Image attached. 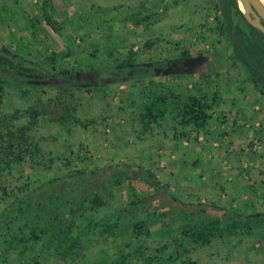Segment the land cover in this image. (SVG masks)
Returning a JSON list of instances; mask_svg holds the SVG:
<instances>
[{
  "label": "rangeland",
  "instance_id": "374dc122",
  "mask_svg": "<svg viewBox=\"0 0 264 264\" xmlns=\"http://www.w3.org/2000/svg\"><path fill=\"white\" fill-rule=\"evenodd\" d=\"M220 5L221 0H0V56L47 79L61 68L86 67L89 61L116 64L129 57L138 65L156 60L171 64L160 74L123 80L112 78L116 69L97 73L102 82L90 92L71 85H3L0 264H32L29 251L8 250L1 241L6 226L2 212L9 196L35 186L41 192L46 180L77 168L104 176L120 172L119 183L90 187L111 211L137 202L123 220L145 210V234L133 240L131 230L121 228L114 239L98 236L96 242H88L81 257L46 264H105L119 247L126 251L129 238L133 247L144 246L141 253L133 252V261L144 256L145 264H264V93L254 89L234 64L227 41L212 32ZM237 7L242 10L238 2ZM46 15L56 21L57 32L45 23ZM231 16L234 25L247 30L237 13ZM94 49L96 56H87ZM184 51L198 57L196 62L182 58ZM53 53L66 67L56 62L52 68L47 56ZM150 89L181 96L205 92L213 104L206 127H186L184 135L173 136L172 130L181 128L168 114L146 122L140 90ZM37 97L46 103L59 99L71 121L62 126L40 117L25 132L23 146L29 152L9 163L14 150L6 134L28 123L25 110ZM204 148L210 163L206 169L190 161L193 151ZM212 165L216 174L208 181ZM140 171L149 173L161 190L144 182ZM209 186L214 187V206L206 203ZM171 199L180 203H169ZM256 212L261 215L254 222L225 231L232 218ZM196 214L217 220L221 233L203 244L184 238L182 230Z\"/></svg>",
  "mask_w": 264,
  "mask_h": 264
},
{
  "label": "trees",
  "instance_id": "16d2710c",
  "mask_svg": "<svg viewBox=\"0 0 264 264\" xmlns=\"http://www.w3.org/2000/svg\"><path fill=\"white\" fill-rule=\"evenodd\" d=\"M218 7L219 15L214 17L212 32L227 41L234 64L240 66L247 81L254 89L259 93H264V35L244 20L236 0H221V5ZM232 12L240 16L247 30L232 23ZM44 20L52 30L58 31L55 20L47 15ZM150 44L146 43L145 45ZM109 49L107 48V51ZM94 51L96 49L87 56H96ZM180 56L190 58L187 51L182 52ZM47 57L53 69L56 67L54 65L56 62L59 68L67 65L56 53ZM164 65L160 60L149 65H138L129 57L121 58L116 64H100V61L93 64L89 61L86 67L61 68L56 76L47 79L43 75L32 73L28 68L12 64L0 56V89L7 83H15L17 86L49 84L58 88L71 85L78 90L90 92L92 88L102 82L98 80L97 73L111 72L116 69V72L121 74L114 72L112 78L123 80L134 75L160 74L165 71L162 69ZM32 80H50V82L41 84L32 83ZM146 91L140 90L143 95L139 104L141 115L146 119V122H156L168 114L172 121L182 129L178 132L173 129V136L184 135L183 129L186 127L194 130L206 127L213 104L207 100L205 92L199 90L197 93L181 96L172 90L168 94L157 89ZM47 100L49 101V98ZM52 103H46L37 97L34 105L25 110L30 118L28 123L15 130L17 131L16 135L12 131L6 134L10 139L9 147L13 146L14 150V157L12 158L10 154L11 161L9 163L14 164V162L21 161L22 157L29 152V149L23 146L26 139L25 132L28 126L35 123L40 117L55 121L62 126H66L65 121H71L70 111L59 99ZM139 173L144 182L153 186L155 190H160L158 182H155L149 173L142 171ZM121 175L120 172L115 171L112 176L111 173L104 176V174L96 173L93 170L86 171L84 168H77L46 180L45 184H42L46 185L45 189L41 192L36 186L23 193L24 190L19 189L17 193L9 196L3 208L2 215L6 218V226H4L5 231L1 241L8 250L13 249L20 254L29 251V263L46 264L49 261L60 260L63 262L70 257H81L87 250L88 242H96L98 236L103 240L109 237L114 239L121 228L124 231L131 230L133 240L140 237L145 234V210H140L128 221L123 220V218L126 219V212H131L129 208L136 207L137 202L132 201L128 209L118 206L114 211H111L105 206L106 202L90 187L104 188L103 183L107 181L111 184L119 183L122 180ZM176 202L171 199L169 203ZM194 207L192 204L191 208ZM105 208L106 210H104ZM109 211L112 214L106 216L104 212ZM258 215L261 214L247 213L241 218L234 217L224 225V229L226 232H233L244 224L254 222ZM219 229L217 220H205L200 214H196L195 218L192 217L185 224L182 232L183 237L190 242L203 244L208 242L214 233H221ZM263 236L261 237L264 238ZM132 239L129 238L124 242L125 252L123 246L119 247L116 254H113L105 264H145L144 256L137 258L139 261H133V252L141 253L144 246L133 247ZM183 264H194V262L188 261Z\"/></svg>",
  "mask_w": 264,
  "mask_h": 264
},
{
  "label": "water",
  "instance_id": "95a60500",
  "mask_svg": "<svg viewBox=\"0 0 264 264\" xmlns=\"http://www.w3.org/2000/svg\"><path fill=\"white\" fill-rule=\"evenodd\" d=\"M241 3V14L244 20L252 27L258 29L264 35V8L258 0H236ZM198 57H190L188 60L193 64ZM32 83L47 84L50 80H32Z\"/></svg>",
  "mask_w": 264,
  "mask_h": 264
},
{
  "label": "crops",
  "instance_id": "0c3cea01",
  "mask_svg": "<svg viewBox=\"0 0 264 264\" xmlns=\"http://www.w3.org/2000/svg\"><path fill=\"white\" fill-rule=\"evenodd\" d=\"M205 150V148L203 149V151ZM200 152V153H198V152H195L194 153V151H193V155H194V157L190 160V161H192L193 163H195L197 166H199V165H203L204 167H205V169L206 168H208L207 167V164H210V163H207V160H206V156H205V151L204 152ZM207 163V164H206ZM212 169V170H211ZM211 169H208V174H207V176H206V180L208 179V181H211L212 179H214L213 177L215 176V174H216V169L214 168V166L212 165V168ZM214 170V172H211V171H213ZM191 173H192V171H191ZM211 177V178H210ZM206 183V182H205ZM204 182H203V188H204V184H205ZM180 189H181V191H182V188L180 187ZM161 190V189H160ZM213 191L214 190V187H210L209 186V188L208 189H206V198H207V200H206V203H208L209 205H211V206H214V201L212 200V199H214V197H215V194L213 195V192L212 193H210V191ZM192 191L193 190H191V193H192ZM201 194V193H200ZM209 220H213V218L212 219H209Z\"/></svg>",
  "mask_w": 264,
  "mask_h": 264
},
{
  "label": "flooded vegetation",
  "instance_id": "af4514ba",
  "mask_svg": "<svg viewBox=\"0 0 264 264\" xmlns=\"http://www.w3.org/2000/svg\"><path fill=\"white\" fill-rule=\"evenodd\" d=\"M175 61H181V58L180 59H176ZM169 65H171L170 62H165L164 68H162V69L167 68Z\"/></svg>",
  "mask_w": 264,
  "mask_h": 264
},
{
  "label": "bare ground",
  "instance_id": "6f19581e",
  "mask_svg": "<svg viewBox=\"0 0 264 264\" xmlns=\"http://www.w3.org/2000/svg\"><path fill=\"white\" fill-rule=\"evenodd\" d=\"M260 3H261V5L263 6V8H264V0H258ZM238 4H239V6H240V8H241V3L240 2H238Z\"/></svg>",
  "mask_w": 264,
  "mask_h": 264
}]
</instances>
